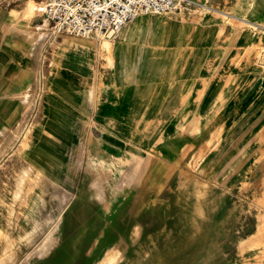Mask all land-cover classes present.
Masks as SVG:
<instances>
[{
	"label": "crops",
	"instance_id": "obj_1",
	"mask_svg": "<svg viewBox=\"0 0 264 264\" xmlns=\"http://www.w3.org/2000/svg\"><path fill=\"white\" fill-rule=\"evenodd\" d=\"M16 1H0V140L21 127L11 148L51 183L57 197L64 190L84 195L82 166L90 158L123 162L130 148L138 157L139 140L155 117H194L212 100H264V88L253 87L264 85V0H192L180 12L139 15L108 46L73 44L65 50L57 46L64 37L53 52L46 45L57 36L41 29L33 43L26 26L17 28ZM242 83L252 86L241 89ZM184 100L199 107L182 112ZM177 148H162L164 156H175ZM164 156L149 158L148 165L155 157L157 163L147 178L164 171ZM165 183L153 181L159 190ZM199 184L202 189L184 176L179 181L196 205L206 193L205 181ZM257 230L252 226L247 236ZM180 240L164 242L156 252L168 264H192L193 244Z\"/></svg>",
	"mask_w": 264,
	"mask_h": 264
},
{
	"label": "rangeland",
	"instance_id": "obj_2",
	"mask_svg": "<svg viewBox=\"0 0 264 264\" xmlns=\"http://www.w3.org/2000/svg\"><path fill=\"white\" fill-rule=\"evenodd\" d=\"M37 3L42 8L32 7ZM16 5L17 28L26 26L27 39L36 42L42 0H17ZM64 37L57 46L65 50L73 44L111 43L58 35L46 46L53 52ZM255 86L258 92L264 88ZM181 104L182 112L199 107L195 101ZM20 132L15 128L0 140V264H102L108 255L112 264H168L156 251L176 237L191 240L192 264H264V212L258 211L264 210V100H212L194 117H155L139 140L138 157L130 148L123 162L90 158L82 166L84 195L75 197L67 190L57 197L51 183L11 148ZM173 143L176 155L164 156L162 148ZM153 155L164 156L166 165L147 178L157 163L155 157L148 165ZM182 176L193 184L205 181L201 205L190 191L179 189ZM154 180L165 181V187L159 190ZM252 226L261 231L248 237Z\"/></svg>",
	"mask_w": 264,
	"mask_h": 264
},
{
	"label": "built area",
	"instance_id": "obj_3",
	"mask_svg": "<svg viewBox=\"0 0 264 264\" xmlns=\"http://www.w3.org/2000/svg\"><path fill=\"white\" fill-rule=\"evenodd\" d=\"M5 1V0H0ZM40 21L48 37L70 35L113 40L121 28L145 13L187 10L192 0H42Z\"/></svg>",
	"mask_w": 264,
	"mask_h": 264
},
{
	"label": "bare ground",
	"instance_id": "obj_4",
	"mask_svg": "<svg viewBox=\"0 0 264 264\" xmlns=\"http://www.w3.org/2000/svg\"><path fill=\"white\" fill-rule=\"evenodd\" d=\"M35 3V2H34ZM42 4V3H41ZM41 4H39V3H37V4H35V6L33 5L32 7L33 8H35V9H40V8H42V7H40V6H42ZM25 8V7H24ZM34 10V9H33ZM32 10V11H33ZM37 11V10H36ZM35 11V12H36ZM41 11V10H40ZM34 14V13H33ZM22 32V31H21ZM23 33V32H22ZM24 34V33H23ZM29 34V33H28ZM34 34V33H33ZM36 35V34H35ZM36 37H37V35H36ZM78 38H86V37H78ZM86 39H92V38H86ZM12 48V47H11ZM196 123V122H195ZM198 185H200V184H198ZM200 188H201V186H199ZM202 189V188H201ZM200 189V190H201ZM196 194H198V192L196 193ZM200 199V198H199ZM259 200V199H258ZM23 203V202H22ZM197 204V203H196ZM257 206V205H256ZM261 226V225H260ZM262 227V226H261ZM259 231H261V228L259 229ZM259 231H258V234H259ZM254 237V236H253ZM9 239V238H8ZM256 239V238H255ZM45 240V239H44ZM43 245V246H42ZM41 245V247L40 248H38V250H39V252H41V253H43L44 251H46V249H44V243ZM244 246V245H243ZM246 246V245H245ZM121 247V246H120ZM48 252H49V250H47ZM13 256V255H12ZM7 260H9L8 258H6ZM10 259H11V257H10ZM5 260V259H4ZM12 261V260H11ZM112 261H113V258H112V256H110V255H108V256H106L105 257V259H104V261L102 262V264H112ZM3 262V261H2ZM3 263H5V262H3ZM11 263V262H10ZM2 264V263H1Z\"/></svg>",
	"mask_w": 264,
	"mask_h": 264
}]
</instances>
